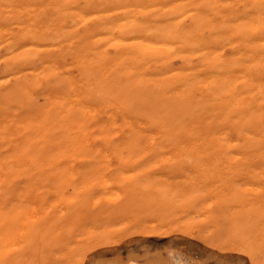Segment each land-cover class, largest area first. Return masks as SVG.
Segmentation results:
<instances>
[{
	"label": "bare ground",
	"instance_id": "bare-ground-1",
	"mask_svg": "<svg viewBox=\"0 0 264 264\" xmlns=\"http://www.w3.org/2000/svg\"><path fill=\"white\" fill-rule=\"evenodd\" d=\"M263 19L264 0H0V181L26 164L123 152L144 139L154 152L243 151L264 165ZM114 208L87 252L176 232L168 208ZM13 217L1 195L0 264H13L2 250Z\"/></svg>",
	"mask_w": 264,
	"mask_h": 264
},
{
	"label": "rangeland",
	"instance_id": "rangeland-1",
	"mask_svg": "<svg viewBox=\"0 0 264 264\" xmlns=\"http://www.w3.org/2000/svg\"><path fill=\"white\" fill-rule=\"evenodd\" d=\"M52 84L58 85L56 80ZM40 93L42 90L37 92L36 102L45 107L48 102ZM150 142L144 139L139 148L113 154L103 149L97 156L76 155L42 162L41 168L26 164L27 169L0 181V185L7 183L0 186V202L3 195L14 216L12 236L2 248L10 250L12 263L99 264L102 258L100 264H264V242L258 235L264 229L263 163L245 161L243 151H181L185 157L179 151L161 150L162 145H158L154 152L148 150L154 148ZM124 203L151 205L157 210L168 208V221L176 232L160 239L133 237L119 245L87 252L85 240L101 229L104 214ZM116 222L120 224L121 220ZM232 246L238 250L225 249Z\"/></svg>",
	"mask_w": 264,
	"mask_h": 264
}]
</instances>
